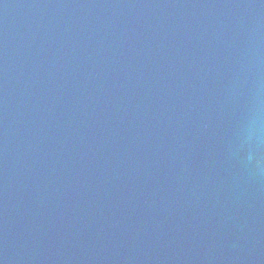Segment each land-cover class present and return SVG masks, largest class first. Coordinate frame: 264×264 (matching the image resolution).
<instances>
[{
    "label": "water",
    "instance_id": "95a60500",
    "mask_svg": "<svg viewBox=\"0 0 264 264\" xmlns=\"http://www.w3.org/2000/svg\"><path fill=\"white\" fill-rule=\"evenodd\" d=\"M0 264H264V0H0Z\"/></svg>",
    "mask_w": 264,
    "mask_h": 264
}]
</instances>
